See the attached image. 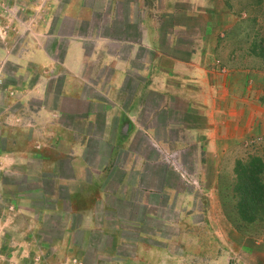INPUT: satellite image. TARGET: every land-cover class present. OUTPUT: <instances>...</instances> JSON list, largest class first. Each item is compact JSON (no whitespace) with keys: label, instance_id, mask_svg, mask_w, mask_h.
I'll return each mask as SVG.
<instances>
[{"label":"crops","instance_id":"obj_1","mask_svg":"<svg viewBox=\"0 0 264 264\" xmlns=\"http://www.w3.org/2000/svg\"><path fill=\"white\" fill-rule=\"evenodd\" d=\"M105 1L109 20L87 24L91 34L68 40L61 60L67 70L61 96L82 99L76 111L80 127L99 130L95 162H86L82 153L84 144L93 143L89 132H80L74 155L31 152L75 143L65 136L41 141L8 135L15 147L0 150L1 215L8 210L3 178L12 175L17 209L10 217L28 219L36 236L48 221L41 216H56L61 233L51 245L58 242L60 255L74 264H233L231 257H241L246 239L232 238L235 230L219 215L212 195L227 151L256 132L262 107L210 52L211 36L224 28L220 19L231 16L218 4L226 0ZM77 9L80 22L98 17L89 16L85 5ZM104 31L119 36H100ZM89 40L95 46L88 55ZM31 45L30 56L19 62L54 63L45 47ZM91 55L102 60L96 62L102 71L96 77L85 73ZM5 121L2 113L1 138L9 129ZM23 144L30 151L18 147ZM185 163L195 171L185 170ZM43 178L52 183L49 193L39 188ZM193 178L205 192L200 202ZM19 183L35 186L39 195L24 194ZM37 198L51 207L37 208ZM168 209L177 213L175 220ZM169 228L175 231L169 234Z\"/></svg>","mask_w":264,"mask_h":264},{"label":"rangeland","instance_id":"obj_2","mask_svg":"<svg viewBox=\"0 0 264 264\" xmlns=\"http://www.w3.org/2000/svg\"><path fill=\"white\" fill-rule=\"evenodd\" d=\"M108 4L109 2L105 0H0V115L3 113L5 125L9 127L4 138H1L0 130V150L15 147L13 143H8L9 136L15 140V137L26 139L34 135L42 141L48 136L61 135L75 143L56 144L55 150L33 147L31 152L38 150L60 155L65 151L66 154L71 152L74 155L79 147L77 142L81 137L80 132H89L93 143L84 144L82 153L86 162H95L94 154L99 153V146L94 142L99 130L80 127L83 123L76 111L83 106L82 99L75 97L66 99L61 96L64 72L67 71L61 60L68 40L91 34L87 24L90 26L92 23L99 21L105 23L109 20ZM218 4L220 8L230 12L231 16L220 19L219 23L224 28L221 30L218 28L219 31L211 36L214 48L210 52L213 53L217 64L226 71L231 70L235 73L241 89L247 90L248 97L260 102L262 110L256 132L227 151L222 163V172L218 177L216 194L212 196L219 203V215L232 225L233 231L235 230L232 238L238 241L246 239L239 253L241 257L236 259L233 255L231 263L264 264V220L246 224L240 218L237 209L239 197L235 190L237 163H247L252 158L261 161L263 168L260 178L264 183V0H226L225 4L223 2ZM79 5L90 8L89 16L97 15V19L93 16V22L92 20L86 22V19L82 22L76 20L74 17ZM48 23L50 25L45 26ZM79 28H82V32ZM99 35L119 36L108 31L100 32ZM31 44L45 47L54 63L51 66H38L31 61L25 64L19 62L18 60L22 61L23 57L30 56ZM84 44L86 53L91 54L95 42L89 40ZM93 55L90 56L93 59L88 62L85 73L96 77L102 74V71L97 69L96 62L102 60L95 59ZM44 73L54 75L45 80L42 78ZM91 105L93 104L89 102L87 106ZM53 109L56 111V117H53L54 112L50 111ZM38 110L42 111L39 113ZM52 124L55 125L54 129L51 128ZM62 124L69 125V128L64 129ZM18 147L23 148V151H30L29 145L23 144ZM34 164L35 162L32 163L33 166ZM184 169L189 172L195 171V166L192 163H185ZM17 178L20 180L23 177ZM15 179L16 177L12 175L3 178L8 189L5 193L8 210L3 216L1 215L3 210L2 213L0 210V217L3 218L0 221V264H74L66 256L60 255L62 246L58 242H56L58 247L51 245L52 238L60 236L61 233L56 216H41L48 221L36 236L31 234L32 227L28 219L21 217L16 221L14 216L10 217V213L17 209ZM42 180L39 188H46L49 193L53 188L51 181L44 178ZM199 182L200 179L193 178L191 187H199L195 188L197 189L195 194L200 202L205 192ZM18 188L24 190V194L39 195L35 186L31 184L19 183ZM209 198H212L211 195ZM46 199L37 198L35 206L39 209L51 207ZM166 212L168 218L172 220L177 218L174 210L168 209ZM235 223L241 227L237 229ZM174 231L173 228H169L167 233ZM222 244L220 248L223 247ZM255 245L259 247L258 250L254 248ZM89 254L92 257L89 261H94V251Z\"/></svg>","mask_w":264,"mask_h":264},{"label":"trees","instance_id":"obj_3","mask_svg":"<svg viewBox=\"0 0 264 264\" xmlns=\"http://www.w3.org/2000/svg\"><path fill=\"white\" fill-rule=\"evenodd\" d=\"M262 168L261 161L257 158H252L247 163H237V209L246 224L264 220V183L260 178ZM235 227L239 229L241 225L235 223Z\"/></svg>","mask_w":264,"mask_h":264}]
</instances>
